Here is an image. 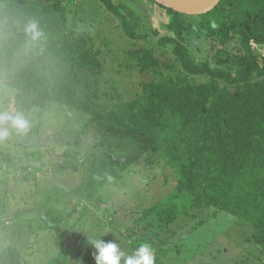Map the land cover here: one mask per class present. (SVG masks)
<instances>
[{
	"label": "trees",
	"instance_id": "trees-1",
	"mask_svg": "<svg viewBox=\"0 0 264 264\" xmlns=\"http://www.w3.org/2000/svg\"><path fill=\"white\" fill-rule=\"evenodd\" d=\"M97 1L128 38L146 43L126 52V69L148 77L136 97L124 98L107 79L96 31L68 28L63 1L0 0V83L13 91L0 111L22 113L26 133L35 135L40 125L33 111L53 102L90 116L85 130L120 141L125 157L90 151L79 159L82 181L73 195L81 206L101 202L100 191L122 182L134 166L160 162L177 175L176 188L140 220L150 219L148 225L164 233L181 218L203 225L226 212L247 226V243L264 264V53L258 51L264 47V0H221L199 16L143 0L166 12L161 29L149 26L134 5L138 0ZM30 19L44 33L38 41L24 31ZM5 127L19 133L11 122ZM63 156L66 166L76 157L70 150ZM47 213L49 219L53 209ZM59 222L55 216L48 228L58 230ZM58 234L64 250L51 264H66L73 248ZM21 261L16 248L0 251V264Z\"/></svg>",
	"mask_w": 264,
	"mask_h": 264
},
{
	"label": "rangeland",
	"instance_id": "rangeland-1",
	"mask_svg": "<svg viewBox=\"0 0 264 264\" xmlns=\"http://www.w3.org/2000/svg\"><path fill=\"white\" fill-rule=\"evenodd\" d=\"M58 1L66 6L69 29L87 28L98 34L97 45L106 59L107 79L115 83L124 98L136 97L140 83L148 77L126 69V52L146 43L128 38L120 21L97 0ZM139 1L143 0L134 1V5L147 15L149 26L161 29L168 21L166 12ZM200 44L205 50L204 43ZM259 50L264 53V47ZM11 93L12 89L0 83V110ZM33 112L40 125L38 134L10 133L0 140V152H4L0 158V207L5 209V214L0 215V251L8 246L16 248L22 256L20 264H51L64 250L57 237L60 233L66 246L73 248L66 264H96L95 249L87 243L88 238L114 241L126 256L132 255L140 244H149L155 264L261 263L254 244L247 243V226L226 212L210 217L203 225L198 217L181 218L164 233L150 227V219L140 220L146 210L168 201L176 188L177 175L160 162L153 167H146L143 162L134 166L124 173L122 182L100 191L101 202L81 206L73 195L74 186L82 181L79 159L90 151L118 157L127 156L128 151L118 147V140L100 135L99 131L85 130L90 116L76 110L51 102L44 110ZM67 150L76 157L66 166L63 154ZM24 175L31 179L25 180ZM215 212L208 211L210 215ZM194 213L208 217L207 212ZM55 216L60 221L58 230L48 228Z\"/></svg>",
	"mask_w": 264,
	"mask_h": 264
},
{
	"label": "clouds",
	"instance_id": "clouds-1",
	"mask_svg": "<svg viewBox=\"0 0 264 264\" xmlns=\"http://www.w3.org/2000/svg\"><path fill=\"white\" fill-rule=\"evenodd\" d=\"M26 35L32 41H38L44 36L40 24L35 19H30L24 27ZM11 122V127L18 132H26L29 129V121L22 113L15 116L8 112L0 111V140L6 139L9 135L8 127L5 124ZM87 243L91 245L96 264H155L154 252L149 244L142 243L132 255H125L118 249L114 241H105L102 238H88Z\"/></svg>",
	"mask_w": 264,
	"mask_h": 264
},
{
	"label": "water",
	"instance_id": "water-1",
	"mask_svg": "<svg viewBox=\"0 0 264 264\" xmlns=\"http://www.w3.org/2000/svg\"><path fill=\"white\" fill-rule=\"evenodd\" d=\"M165 8L188 16L204 15L214 10L221 0H152Z\"/></svg>",
	"mask_w": 264,
	"mask_h": 264
},
{
	"label": "crops",
	"instance_id": "crops-1",
	"mask_svg": "<svg viewBox=\"0 0 264 264\" xmlns=\"http://www.w3.org/2000/svg\"><path fill=\"white\" fill-rule=\"evenodd\" d=\"M12 94H13V91H12V93H11V96H12ZM11 96H10V97H11ZM0 158H1V157H0Z\"/></svg>",
	"mask_w": 264,
	"mask_h": 264
}]
</instances>
